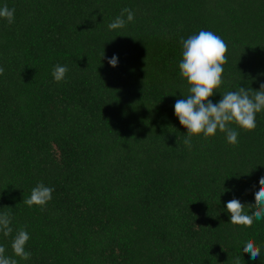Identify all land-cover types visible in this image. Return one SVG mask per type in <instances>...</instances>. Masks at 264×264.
<instances>
[{"label":"trees","instance_id":"1","mask_svg":"<svg viewBox=\"0 0 264 264\" xmlns=\"http://www.w3.org/2000/svg\"><path fill=\"white\" fill-rule=\"evenodd\" d=\"M0 231L18 264H264V219L230 223L233 198L255 204L264 174V109L230 145L184 144L174 113L188 94L182 39L211 31L228 51L209 99L264 83V0H0ZM129 8L123 28L108 25ZM124 19H127L125 13ZM104 53V56L102 57ZM117 56L116 67L108 60ZM67 66L54 81V66ZM43 207L23 203L38 184ZM226 189V191H224ZM251 214L252 210H247ZM28 260L15 256L19 229ZM252 240L253 260L243 251Z\"/></svg>","mask_w":264,"mask_h":264},{"label":"clouds","instance_id":"2","mask_svg":"<svg viewBox=\"0 0 264 264\" xmlns=\"http://www.w3.org/2000/svg\"><path fill=\"white\" fill-rule=\"evenodd\" d=\"M15 9H9L7 5L0 8V18H5L8 24L14 22ZM125 13L127 19H124ZM134 13L129 8H124L121 14L108 25L109 30L123 28L126 23L133 21ZM183 46L182 60L179 63L180 76L187 82V92L183 99H177L174 105V113L180 125L187 129L184 144L191 147L193 137L203 134L205 139L215 136L217 130L224 133L230 145L238 143L239 133L231 127L234 123L242 130H252L256 127V114L264 109V83L259 90L240 87L237 91L222 93V99L213 103L212 97L222 84L223 65L227 63V45L222 38L211 31L201 30L197 35H192L181 41ZM104 56V53L102 57ZM108 63L112 67L118 64L117 56L113 55ZM68 72L67 66L56 65L52 76L55 82L64 80ZM4 68L0 67V75ZM259 188L255 191V204L244 205L238 199L233 198L226 204V210L230 213V223L251 227L254 220L264 219V174L259 178ZM53 188L38 184L31 191L29 198L23 203L43 207L52 199ZM226 191V189L224 190ZM247 210H252L248 214ZM11 214H0V231L5 236L12 233L10 226ZM30 239L29 233L22 227L18 230L12 243L15 256L21 260H28L31 253L25 251V245ZM243 251L248 253L251 259L260 257V248L248 240L243 245ZM5 248L0 246V264H18L16 259L4 256ZM235 264H240L237 257Z\"/></svg>","mask_w":264,"mask_h":264}]
</instances>
